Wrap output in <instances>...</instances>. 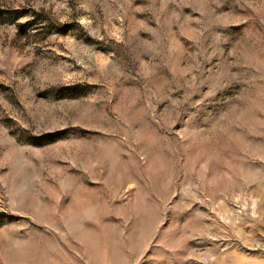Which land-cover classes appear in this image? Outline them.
<instances>
[{"label": "rangeland", "instance_id": "374dc122", "mask_svg": "<svg viewBox=\"0 0 264 264\" xmlns=\"http://www.w3.org/2000/svg\"><path fill=\"white\" fill-rule=\"evenodd\" d=\"M0 264H264V0H0Z\"/></svg>", "mask_w": 264, "mask_h": 264}]
</instances>
